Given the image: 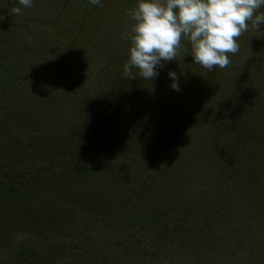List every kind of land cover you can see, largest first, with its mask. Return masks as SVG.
<instances>
[{
	"label": "trees",
	"instance_id": "1",
	"mask_svg": "<svg viewBox=\"0 0 264 264\" xmlns=\"http://www.w3.org/2000/svg\"><path fill=\"white\" fill-rule=\"evenodd\" d=\"M6 1L22 7L17 0ZM72 1L61 2L68 7ZM79 5L84 3L76 1ZM86 10L74 15L68 7L49 28L52 44L28 50L12 39L5 22L12 14L0 21V264H264V194L258 190L264 186V175L259 176L264 172V139L255 132L258 125L264 137V124H256L257 116L241 117L228 102V92L236 88L231 81H210L220 97L212 101L207 91L208 104L187 115L195 118V126L210 128L208 134L188 142L170 134L167 120L174 115L154 100L161 80L154 94H146L143 83L141 92L109 81L116 69H123L129 48V41L120 38L127 30L111 14L104 17L111 24L104 35L115 45L102 76L86 80L71 73L67 63L59 75L49 70L40 75L38 69H47L53 59L51 47L58 48L64 35L80 29L82 17L91 30L98 24L94 13L107 14L102 6ZM25 17L18 15L12 25L20 28ZM11 56L9 74L2 59ZM40 79L42 93L36 89ZM72 99L82 106H71ZM254 102L263 106L264 96ZM174 105L179 110L180 103ZM94 126L103 139L87 136ZM175 127L179 129L177 123ZM159 131L167 143L142 135ZM202 140L198 152L203 160L210 158L209 174L219 167L228 168L226 175L211 180L198 200L185 194L179 204H159L172 193H191L192 169L174 159L173 145L190 147ZM94 141H102L105 159L86 171L84 178L92 176L89 187L73 191L80 175L64 164L70 161L65 156L88 153ZM228 157L234 159L229 162ZM248 164L252 167L245 169ZM99 169L103 171L93 181ZM135 176H158V182L132 190L129 181ZM4 215L11 217L8 223Z\"/></svg>",
	"mask_w": 264,
	"mask_h": 264
},
{
	"label": "rangeland",
	"instance_id": "2",
	"mask_svg": "<svg viewBox=\"0 0 264 264\" xmlns=\"http://www.w3.org/2000/svg\"><path fill=\"white\" fill-rule=\"evenodd\" d=\"M61 1L62 0H33L30 9L21 7V13L19 15H25L26 17L24 23L20 21V28H16L13 26L14 23H12L18 17L17 14L12 12V8L15 6L12 4V1L8 2L6 0H0V17H2L0 21L7 19L8 16H10V13L12 14V20L5 22L8 23V27L12 30V39L15 38L14 41H19L20 44H25L26 50L30 49L29 47H36L37 45L39 48L43 45V43L46 46L52 44V40L49 36L50 26L57 25V17L61 13L65 14L68 7L72 9L74 15L78 13L79 9L80 11H84L90 7H92V9L95 7L92 6L88 0H74L68 7H65L64 3L62 4ZM76 1L84 3V6L79 5L80 7L78 6L77 8ZM135 4L136 0H102V7L107 14H103L101 12H99L100 14L94 13V22L98 21V24L95 25L96 28L89 30L87 25H85L86 21L82 17L80 23L82 25L79 26L80 29L75 28V30L73 29L70 34L64 35L58 48L51 47L53 59L49 62L50 65L47 69L42 67L38 69V73L43 76L45 71L49 70L54 71L55 74L59 75L63 70V66L67 63L71 73L76 72L86 80L102 76L103 73L107 71L106 69L109 62L110 50H112L115 45L114 42L112 43L109 36L106 37L104 35L105 30L109 29L111 26L110 21L108 19H104V17L109 16V14L115 16L116 19L121 21L124 25L123 30H128L134 23V21L130 19L128 12L130 9L135 7ZM27 9L30 11H27ZM260 11H264V8H261ZM28 16L30 17L28 18ZM237 42L239 43V51L234 55L229 54L230 63L224 69L214 66L212 71H208L200 65L192 63L190 45L186 41L182 40V47L178 50L175 60L167 62L164 68L159 70V75L152 81L141 78L142 80L139 83H136L133 79H129L123 74V69H116L113 74L110 75L109 81L111 83H119L120 86H123V88L128 91L137 90L141 92L143 89L142 86H140V83H143L146 86L145 93L154 94V92H156L154 91V87H156L155 84L161 80L159 81L161 93L158 97H155L154 100L155 102H163L164 108L172 111L171 115L174 116L169 117L167 120L169 123L168 132L174 135L179 134V139L181 141L188 142L193 138L204 137L210 130L207 126H195V123L192 122L195 118L187 117L191 110H193V107L201 108L205 107L203 106L204 104H208V100L204 97L207 91H209L208 93H210L213 97L212 101L220 97L218 94V86L211 85L210 81H231L236 88L231 87L228 92V102L237 106L236 109L240 112L241 117L242 115L247 117L257 116L258 119L256 124H264V102L263 106L257 105L254 102V100L257 101L259 99V96H264V91H260L262 90L261 87L264 86V26H261V28L257 31L249 29L238 38ZM119 47L121 46L116 48ZM126 58H128V52L125 53V59ZM2 61H4L2 63L8 62L7 70L9 71V74H12V56L9 59H2ZM55 64L56 66L53 68ZM170 70L177 73L178 82L180 84L179 92L173 91L169 87L171 81L167 76V72ZM225 70L229 72H224ZM132 75L138 76V70L133 68ZM5 76L6 75H4V77ZM62 79L64 80V78ZM198 82H201L200 85ZM36 89L39 93L43 92L42 79H40V81L36 84ZM49 91L51 93L52 89L49 88ZM98 91H101V88H98ZM178 96L179 99H177ZM172 97L173 100L171 99ZM72 100L74 102H72L71 106H82L74 99ZM251 101H253V104L246 103ZM176 102L180 103L179 110L174 105ZM174 117H176V119H174ZM175 123L179 125V129L175 127ZM253 128L255 129V125ZM256 128V134L260 136V138L264 139L260 132V127L256 125ZM59 130L62 133L61 144L65 146L67 145L65 143V128L60 126ZM98 131L97 127L94 126L93 130L90 129V132L88 131L89 133L87 136L93 139H97V137H99L97 140L103 139L104 136L100 133L98 134ZM66 132L68 133V131ZM142 135L148 137L150 141L157 140L158 142H161V145L162 143L168 142L160 131L155 133L144 132ZM150 137L152 139H150ZM181 137H183L184 140ZM202 142L203 140L198 142V144H192L190 147L187 143H175L176 145H173L172 155L174 159L179 160V165L187 163L186 167L192 169L189 170L191 179L189 180L190 183H188L191 193L180 191L179 196L172 193L168 197L169 201L163 200L160 201L159 204L169 202L179 204L181 203V196L185 194L195 196L191 197L194 198V200H198L199 195L204 193L202 191L205 190L206 187L207 190L205 191L210 189L212 181H214L215 178H218L220 174L221 178L226 175L228 168L220 169L219 167H215L216 169L209 174L208 169L210 166L207 165L210 162V158L203 160V157L200 156L198 152V147ZM100 144H102V141H94L90 146V149H86L88 153L79 152L78 155L71 153L70 155L65 156L66 161L68 159L70 161H67L64 164L73 167L76 170L75 173L80 175V182L77 184L78 186L76 185L73 188V191H81L86 188V186L87 188L89 187L87 184L92 181V176L84 178L86 171L92 167L93 162L98 164L105 159V153L99 149ZM93 146H96V148H93ZM232 160L231 157H228L229 162ZM203 161L205 164H203ZM64 164L61 165L64 166ZM250 167H252L251 164L244 166L245 169H249ZM240 170L241 169L238 167L235 169L238 173ZM102 171L103 169H99L95 172L96 176L93 178V181L98 178V175L102 173ZM263 175L264 172H262L259 176L261 177ZM155 177L157 179L145 180L139 179L135 176L129 181V187L132 190H139L141 187H144V185L149 187L157 185L156 181L158 182V176ZM163 179L164 177L160 180L163 181ZM149 181L150 184L148 183ZM258 190L260 194H264L263 185H261ZM98 201L103 203L102 200ZM155 204L158 203L156 202ZM4 217L5 221L8 223V220L11 217L8 218L6 215H4ZM20 220L24 221L23 218H20L19 221ZM22 231L23 229L18 230V233ZM17 236L18 239H20V235ZM24 237L26 236L24 235ZM26 238L30 237L27 236Z\"/></svg>",
	"mask_w": 264,
	"mask_h": 264
},
{
	"label": "clouds",
	"instance_id": "3",
	"mask_svg": "<svg viewBox=\"0 0 264 264\" xmlns=\"http://www.w3.org/2000/svg\"><path fill=\"white\" fill-rule=\"evenodd\" d=\"M102 6V0H88ZM30 8L33 0H17ZM264 0H136L128 15L134 23L121 33L129 41L128 58L123 74L134 79L132 69L144 79L153 80L167 62L175 60L181 41L191 48L192 63L208 71L224 69L229 54L239 51L238 38L249 29L264 26ZM14 14L20 7L12 8ZM2 19V17H0ZM173 91H180L177 73L168 71Z\"/></svg>",
	"mask_w": 264,
	"mask_h": 264
}]
</instances>
